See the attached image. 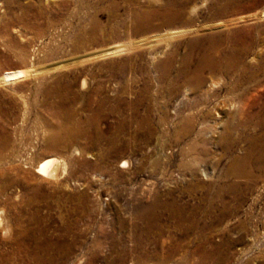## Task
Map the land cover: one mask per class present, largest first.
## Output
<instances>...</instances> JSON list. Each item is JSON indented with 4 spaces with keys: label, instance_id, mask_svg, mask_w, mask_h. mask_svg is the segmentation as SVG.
Here are the masks:
<instances>
[{
    "label": "rangeland",
    "instance_id": "374dc122",
    "mask_svg": "<svg viewBox=\"0 0 264 264\" xmlns=\"http://www.w3.org/2000/svg\"><path fill=\"white\" fill-rule=\"evenodd\" d=\"M262 9L0 0V77L26 71L0 80V264H264V157L248 155L264 131L245 107L264 83L205 67L195 84L233 36L258 38ZM52 157L58 176L38 174ZM153 215L162 235H141Z\"/></svg>",
    "mask_w": 264,
    "mask_h": 264
},
{
    "label": "bare ground",
    "instance_id": "6f19581e",
    "mask_svg": "<svg viewBox=\"0 0 264 264\" xmlns=\"http://www.w3.org/2000/svg\"><path fill=\"white\" fill-rule=\"evenodd\" d=\"M246 18H247V20L252 21V23H253L252 29L257 30L258 38L257 37L252 38L247 34V36L244 39H242L240 43H238L239 38H237L236 36H233L236 44L233 47H231L228 51L224 50L221 53V59L220 60H218V61L216 59L214 60V57L212 58L209 55L207 57L208 60H206V59L201 60V62L199 63V68H198L199 71H197L196 76H195V84L197 86H201L204 83L205 79L202 77L201 71H203V69L205 67H207V69H209L212 72L221 71L225 76H230L234 71H239L240 72L239 76L243 79H246L248 81H258L259 79H261L259 82L264 83V9L256 11L252 14H249V16H247ZM238 19H240V18H238ZM144 24H145V22H144ZM217 46H218V44H217ZM122 47L123 46H119L112 51H108L107 54H116L117 52L121 51ZM210 47H211V45H210ZM214 48H215V46H214ZM25 72L26 71H22V70L6 71L2 74V76L0 77V80L3 82H13L16 79L22 77ZM26 75H27V73H26ZM256 83H258V82H256ZM251 84H253V82ZM216 85H217V83L212 79L210 87L215 88ZM256 92L257 93H255L254 96L252 97V98H254V102L252 104H249V105L247 103V105H245V107L247 106L248 111L252 112L251 114L253 115V117H252L253 120H257L255 122V126H256L255 129L257 131L259 129L264 131V88L261 90H257ZM260 97L263 100V102L261 104H259L258 102L255 101V99L260 98ZM254 111H256V113H254ZM260 112H262V115L259 114ZM257 115H258V117H257ZM76 135H77V132L73 131V133L68 134V139L72 140V139H74V137ZM70 140L69 141L67 140V141L70 142ZM63 142H65V141H63ZM249 144L251 145V148H252L248 152L249 156H252L254 154H259V156L261 158L264 157V132L262 133V135H260L258 133L251 135L249 137ZM62 145H63V143L56 142V144H53L51 146H52V148H59ZM60 163H62V166H64L65 161L57 159V158H53V157L45 159L43 162H41L37 166L36 172L40 175L49 176L50 178H56L59 174L58 173L59 172L58 167H59V165H61ZM124 164H126V163H124ZM64 168L65 167H63V169ZM171 203H173V202H171ZM172 206H174V205H172ZM165 208H167V207H165ZM182 211H183V209H181V207H179L177 209V211H175V212H177V213H175V215L177 214V217L179 220L181 219V221H187L186 219L189 217L185 216L184 213H183L184 216H182L183 215V214L181 215ZM184 212H185V210H184ZM171 213H170V215H174V211ZM153 216L146 217V218H148L147 220H149V221L146 220L147 225L145 227L143 226V229L141 231V235H143V236H157V235L159 236V235H162L164 228L158 227L156 225V223H155V220H156L155 217L156 216H154V217ZM142 219H145V218L143 217ZM1 220L2 219L0 217V226L3 225ZM178 227H179V231L182 233H185V234H188L189 231L191 230L190 226L185 227L182 225H178Z\"/></svg>",
    "mask_w": 264,
    "mask_h": 264
}]
</instances>
